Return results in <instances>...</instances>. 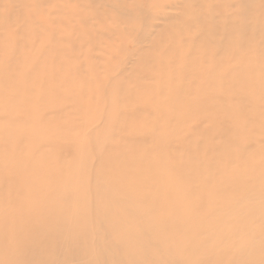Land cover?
I'll list each match as a JSON object with an SVG mask.
<instances>
[{
	"label": "bare ground",
	"instance_id": "bare-ground-1",
	"mask_svg": "<svg viewBox=\"0 0 264 264\" xmlns=\"http://www.w3.org/2000/svg\"><path fill=\"white\" fill-rule=\"evenodd\" d=\"M98 1L106 2L107 0H98ZM122 1L124 2L125 5L120 3ZM127 1L128 0H121V1L119 0L118 4L119 3L120 4L117 6H120V9L119 8L117 9L121 11H127L130 15L134 16V18L138 19L137 21H134V24H133L134 32L145 35V42L147 43V45H149L150 51L152 50L155 51L156 49L159 50L161 48V44L166 42V41H163L166 38L168 42V46H165L166 50H165V54H162L163 57L169 56L167 55L168 51L170 53L178 52V54L179 52H181V55L179 56L180 59L178 60L176 59L177 60L176 63L171 64L172 67L175 68V71H173V73H167L168 71H170L169 63L164 65V63L162 62L160 63V61L158 62V60H157L158 67L155 71H159V73L164 72V76L157 77L156 82H157V85L159 83L163 84L159 86L161 87V89L164 87L163 92H165V89H168V97L173 102L172 104H170L171 106L170 108L172 109L171 110L172 112L175 111V113L172 114V116L171 114L170 115L168 114L169 116H166L164 118V121H162L163 120L162 119L161 120L162 123L167 121V124L169 126V125H172V122L173 121L175 122L176 120L177 122L179 121L183 124L182 125L178 124L179 126L178 128L176 127V129H174L172 125L171 126L172 130L170 129V127H168L167 132H165V130H167L166 127H165L166 129L163 131V129H160L162 128V126H159V130H157L158 125H157V128L153 126V128L157 130L155 132L159 133V131L162 130L160 131L162 132V135L155 134L158 139L154 140V142H151V143L155 144L158 142L157 145H159V147H161L160 145L161 143L163 145V142L169 143L170 145L172 143H175V145L177 144L176 146L173 145L175 147L173 149L171 148L172 150L170 149L171 150L170 152H168L167 150L166 151L163 150L164 153L168 152L169 157L168 158L166 157V158L167 159L170 158V159H169V162L167 160L166 161L170 163V160H171V164L173 163L175 164L176 160L178 159H179V162H180V159L181 161H183L182 158H184L185 155L187 154L191 155V153H193V155L190 158H187L189 161L188 160L186 161L188 162H186L184 159L186 163H189V166H191V169L190 171L184 172L185 171L184 170L185 168H184L181 171L183 167L182 162H181V164H179L181 166V169L180 167L173 168L176 170L175 172L172 169V167H174L175 165L171 166V164H169L170 166H168V164H166V166L164 167V172L166 174L170 176L169 171H173L176 173L175 177L173 178H170L169 176L164 175L165 180L168 181L171 186L167 188H163V189L153 190L149 188V186L152 185L153 183H160L158 182V179H161L163 180L162 182H164L163 177H161V173H157L154 170L156 165L155 167L152 166L153 169H151L150 167L147 168L148 170L145 173V177L143 178L142 181L135 182L134 184H132L122 179H124L126 176L130 174V171H128V167L130 166L135 167L136 166L135 163L128 162L126 163V165L123 164L125 169L120 164L111 166V165H108V163L106 165L104 164V162L102 164L100 163V165H98L99 169L101 167H103V170L107 167L111 169L109 170V172H105V174H102L103 171L101 168L102 172H101L100 178L98 176V179H100L101 181H105V182L111 181L112 178L113 180L116 179L115 185L118 186V190L115 194L114 193L108 194L105 192V189L102 190L101 188H99L97 185L98 179H96V177L93 178L92 176H91V180H88L89 182L86 184V186L84 185V181L83 182L76 181L74 177H71L68 180H65L67 177L61 178V176L58 175V173H49L47 175L43 173H39L38 176L35 175L31 177L30 179L24 181V179H20V178H22L23 177L22 175L27 171V167L24 168L26 164L23 163V160L21 159V154L19 153V151L17 152L16 150H12V149H16L17 145L21 143L19 134L9 133V134H12L11 136H14L15 139L14 138L5 139L4 137L2 138L0 136V264H264V165L262 164L259 165V163H255L254 162L255 160H252V157H250L251 154L246 155L247 157L239 156L238 158H236L237 157L236 155L234 156L235 159H233L232 156L227 157L226 156L227 154H224L225 157L223 156L218 157L217 158L218 160L220 158H223L224 159L223 164L225 162L226 166H229V167L226 172H223L226 174L225 175L221 174L222 176H220L224 186H227L224 190L226 194L224 197H221L215 200L213 198L205 197L201 193L195 194V192H192V190H190L188 187L189 184H194L195 181H200L204 178V175L200 174V169H198L197 166L194 167L191 165L192 162L194 163L193 159L196 158L195 157L196 151L194 152L193 150L195 149L198 143L195 142L196 145L194 149L193 147L191 148L193 150L192 152L189 151L190 154L189 153L185 154L186 152L183 149H181V148H185V146H187L188 143L190 144L194 142L192 141V139L195 138V136H198V140H199L201 131L205 129L204 128L205 123H209L208 126H212L211 124H215L216 122L220 121V116L221 118L224 117L225 121H229V122H232L231 120L235 119L236 116H237L236 119L238 118L239 115L236 114L238 113L237 112L239 110L238 108H236L237 110L235 109L233 111L231 110L232 112H234L233 114H231L229 110L228 111L226 110L230 108V107L227 108L228 106L227 102L229 101H227L226 103L223 102L224 103L223 106L227 104V106H224V108H226L225 110L222 107V103L220 105L219 101L222 102V99L224 98V96H227L224 94L226 93L228 94V92H230V96H228L230 99L232 95L231 93L233 94L235 93V99H236V97L238 96L237 94H240V97H242L243 96L242 94H245V91L246 92L248 90L253 91L255 90L253 88H256L257 91H260V94H258V98L253 99V95L255 93L245 94V95H247V99L253 106L257 107V106H262V104H264V92H263L264 86L262 85L264 81L260 82L263 79L261 80L260 78L259 80L256 77H254L256 78V80H254L252 78L251 79L249 78V75H251L253 72L252 71L253 69L250 68L251 65H254L256 63L255 65L262 66L264 64L263 62L264 59L262 61L263 57L261 56L262 58H260V55H258L260 60L258 59L256 52H255L257 50L254 49L255 46L253 48L255 50L254 52L250 46L241 45L242 42L240 43L241 46L239 45L233 46V41H235L234 39L236 37L235 32H234V30L236 29H234V26L237 23H236V20H233L232 22H229V20H226L229 17L228 13L231 10V8H234V6H237L239 7V10L249 9V11L251 12L250 14L247 15L249 22L246 21L242 25L243 27L255 28V32H256V29L258 30L264 29V14L262 13V11L264 10V0H260L256 5H253V6L249 4L250 1H253V0H250V1L248 0L249 2L247 0H220V2L224 4L222 6L224 7L222 8L224 9V12L221 13L223 15L226 14L222 16L224 20L221 19L219 21L217 20L214 21V20L208 19L207 22L201 21L200 22L201 24H199L197 20L190 18L191 14L193 13L192 9H194L191 5L188 4V1L190 0H138L137 4H134L133 6L131 5L127 6L128 4ZM191 1H197V4H200V3L206 4V2L211 4V1L213 0H191ZM135 5L136 7H134ZM201 8H203V6H201ZM211 9L213 10V6H211ZM218 9L221 10L220 7ZM243 12L245 13V11ZM231 13L235 14L236 12L231 11ZM76 15L81 16L80 14H76ZM90 15L91 14H89V16ZM51 17H52L51 14L45 15V16L44 15L38 16L35 18V22L32 25H36V26L39 25L40 27L41 25L44 24V26H42L43 28L47 24H54L53 22L54 19H52ZM74 17L75 16H73V18ZM92 17L93 16L91 15V19ZM80 18L84 19L85 16L80 17ZM97 18H98L97 22L99 23L101 18H99V16H97ZM128 18H129V15H128ZM74 19H72V21L77 22L76 24H78L79 17L77 20H74ZM177 21H179V24L177 25V30L175 32H172V34H170L171 32H169V27ZM68 23L69 22H67V24L65 25H67L68 28H71L72 27L71 24H68ZM85 24L86 23H84V25ZM102 24L103 23H101V26ZM238 24L241 25V23L239 22ZM77 26H78V29H80L79 30L80 33L78 35L82 37L81 39L82 41L78 42L74 39L67 40L68 44L70 45H76V42L82 45L85 43V40H87L86 38H89V36L87 35L89 33V31L87 30L88 28L84 26L86 28L85 31H87L85 32L84 29L82 30L81 28H79V24ZM103 26L99 27V29L100 28L103 29L106 25L104 27ZM146 27L148 28L145 29ZM239 27L240 28L238 27L237 28L240 30L241 26ZM60 29H61V26H60ZM72 29L70 30L71 32H73ZM105 29L107 32L108 28L106 27L103 30ZM162 29H165L164 34L158 31ZM7 30H9V28H7ZM236 32L239 33V31H236ZM240 32L242 34L244 33V31H240ZM72 35L73 33L71 34V36ZM200 35L204 37H201ZM38 37H40V35ZM236 42L234 43L238 44ZM91 43H93V41ZM214 46H217V48H220L221 50L219 49L217 51V49H215L216 47ZM184 50H189V51L186 54H183ZM43 55L44 53H40L36 56L37 59L36 58L35 59L39 60L40 58H42ZM250 55H252L253 57L249 58ZM13 57L14 56L11 55V59ZM249 59L251 60V65L250 67L245 68L248 64H250ZM259 61L263 62L261 63L262 65L260 64ZM188 63H190V67L192 68V69L190 68L191 69L190 71L188 70V68H185L187 67L185 65H187ZM205 63L208 64V67L207 66L204 67L201 65V64L204 65ZM152 64H155V63H152ZM255 65L252 66V68H256ZM180 66H184V69H180ZM258 66H257V70H262L261 67L258 69ZM214 68H220V72L219 74H216L217 78L214 76V78L210 79V76L212 74L211 70H213ZM78 70H79V66H78ZM49 73H51V69H49L48 67L47 69L45 68L44 70H42L41 68L37 70L36 79H37V85L39 86H37L35 96L32 97L33 98L32 101L33 102L35 101L36 108H37L33 114V118H34L33 122L35 121V124L37 123L38 127L41 128L39 129V131H37L38 135L44 133L42 132L43 129L41 125H46L52 122L47 119L49 114H52V116L59 117L62 115H66V112L69 110V107H67L66 104L58 102L57 100L56 101L53 100L54 92L52 91V89L49 90L47 89L46 85H45L46 87L42 85V81H44L43 83H45L46 79L51 78V76L48 75ZM216 73H218V70ZM125 74H124V77H125ZM73 75L75 74L73 73ZM77 75H78V72H77ZM148 77H150V80L151 79L156 80V75L154 74L153 70L150 71V73H146L144 76V79L147 80L146 78ZM115 79H117L118 81H122V80H119L121 78H115ZM214 80H221V81H217V83L218 82L219 84L223 83L224 85L220 84L221 85L220 87L213 88L211 87L212 85L210 83H212ZM118 81L116 84L119 83ZM251 81H255V82L258 81V83H253ZM139 82H137L138 85L135 88L136 91L142 92L148 88L145 85L140 84ZM99 84L102 85L104 83L100 81ZM230 84L231 85L238 84V85H235V87L232 86L231 88L227 87ZM99 86L97 87L99 88ZM100 89L102 91L103 88H100ZM209 90L211 94L210 93L207 94ZM186 93L189 94L188 97L183 98L182 95L183 94L186 95ZM204 94H207V97L203 96ZM216 94H218V96ZM149 95L151 96V94ZM219 95H222L223 97L221 98V96ZM147 96L146 97H136V96L131 95L130 97L127 98V100H125L127 101L126 104L128 103V105L125 104L126 105L125 108H127V111L129 113L127 111L126 112L128 115L129 114L131 115V118H128V121H126V119L124 120L123 118L119 121V123L121 124V129L125 130V127H126L125 125H127V123H130L129 126H131L132 124L137 125V123H139V121L137 122V119L139 120V118L136 119V117L140 113V110H147L148 108L149 110L153 109L154 112L161 110L162 106L164 105L162 104L161 101H159L157 104H153V101L155 100L153 98L154 97L156 98L157 96H154L153 98L152 97L149 98V96L148 97ZM193 96L194 98L191 99L190 97H193ZM115 97L112 98L113 102L116 101ZM165 97H163V102H165L164 101ZM212 97L220 98L218 101V104L220 105L219 108L222 107V109L220 110H222V112L225 111L224 116H223V113L219 110H218L219 112L216 113V109L215 110L211 109V111L207 109L211 107V102H209L210 100H208V98L212 99ZM225 98L227 99V97ZM245 98L246 97L243 96V98L241 99L242 100L244 99L245 101L246 100ZM86 99L88 98L86 97ZM226 99L223 101H226ZM239 99H236V100H239ZM63 100H67V98H64ZM106 100L107 98L104 99V102H106ZM236 100H235V103L237 104L238 102ZM248 100L245 101V104H246L245 106L250 105L248 103ZM244 101H241V102H244ZM72 103H75V102L72 100L71 104ZM229 103H232V102H229ZM78 104H81L82 106V104H85V103L83 102V100L80 101L78 99L77 105ZM243 105L241 104L239 105V107ZM5 106H7V104ZM113 106H116V105H113ZM250 106H247V107L249 108ZM253 106H251L250 108H252ZM203 107L204 108L207 107V108L202 109ZM232 107H233V103H232ZM247 107L245 108L243 106V108L242 107L241 108L242 109L245 108V112H246ZM257 108L260 111H262L260 107H257ZM114 109L117 110L115 107L113 108V110L111 108L112 111H115ZM124 110L126 109H123V111ZM257 110H256V115L253 112L254 111L253 108L251 111L252 113L250 112L252 115L251 117H253L252 122H251L252 118L251 120L248 119L249 116L246 118H247V121L250 120L249 121L250 123H254L256 121V124H253V125L258 126L260 124L259 125L260 130L258 129L257 126H255L257 127L255 129L256 131L255 130L253 131L257 133V130H258L259 134H262V133L264 134V129H263L264 128V114L263 112L258 114ZM199 111H201L202 113ZM226 111H227V114L228 113L230 114L229 116H231L232 119L229 116H226L227 115ZM126 112H124L125 114H123V116H127ZM151 112H148L146 114H149ZM154 112L152 113L154 114ZM3 113H5V111ZM3 113L1 115H3ZM7 113L5 115H7ZM16 113L18 114L16 115ZM16 113L12 114L18 117L17 118L15 116L16 117L15 119H21V117L23 116L24 118H26L27 116L25 117V115H28V112L23 113V112L16 111ZM104 113L105 112H103V114ZM114 113L116 114V111ZM220 113H222V115H220ZM103 114H102V117L100 116L101 118L104 117ZM247 114H249V112H247ZM158 115L161 116V113L158 112ZM111 116H112V112L110 116H108L110 117V119H112V120L109 119V122L111 121L114 122L112 118L113 116L112 117ZM242 116H239L238 119H241L240 117ZM56 117H54V119L56 120V122H59V127L57 123V127L54 126L56 124H52V126L54 127L53 129L51 128L50 130L45 129L46 135H47L46 138L48 141H52L56 143V146H60V145L62 146L64 142L62 143V141L60 140L62 139L61 136L63 133H61L58 129H65L66 131L68 129L76 130V127L74 128L73 126V124H76L75 123L76 119H74L73 122H70L68 120L66 122L67 124L60 125L63 122L62 120ZM228 117L230 120H227ZM81 118H82V115H81ZM11 119L13 120L12 117ZM159 119L160 118L158 117V121ZM224 119H222L221 121L225 124V122L223 121ZM243 119L245 120V118ZM46 120L49 122L47 123ZM130 120H133V122L136 121V123H131ZM189 121H190V124H189ZM100 122H102L101 119L99 120V123ZM109 122L108 124L110 125ZM147 122L149 123V121ZM99 123H97V125ZM227 123L228 122H226V124ZM150 124L151 122L148 125L150 126ZM167 124L164 123V125H167ZM202 124H204L202 126L203 129L200 127L201 129L200 131L199 126H201ZM232 124L234 123H228V126L231 127L232 131H240V127L238 126L233 127ZM84 125H85L84 131H87L93 128L91 129V131L93 132L99 126L98 125L97 127H95L94 125H96V123L95 124L88 123L87 121L85 122ZM141 125L140 126L138 125L135 130H134V126H133V129L131 130L126 129V131H128L127 134L125 136H121L120 138H118L119 137L118 136L119 132H118L117 138H112L110 136L111 140H109L110 138H106L103 136L104 133L101 132V129L100 131H96V132H98L97 136L103 133L102 138L100 137L101 139H103L104 137L108 140V142L114 141L112 145L110 144L111 145L110 148H112L113 150L114 148L121 149L120 147L118 148L116 147L118 145L121 146L122 141H130V140L137 139V140H142L147 143L148 135L145 134L146 136H142L143 135L142 133H145V131L139 132L140 129H146L147 126H144V125L141 126ZM249 125L251 124L247 125L246 123V126H249ZM261 125L263 126V128H261ZM213 126L215 127L216 125H213ZM108 129H111V127L109 126L107 130ZM211 129L214 130V128H211ZM148 130H153V129L149 128ZM215 130H216V127H215ZM99 132L101 133L99 134ZM122 132H120V134ZM214 132H212V134ZM123 133H126V132H123ZM152 133L154 134V132L151 131L150 135ZM204 133H205L204 135L202 134L204 136V139L202 138L203 141L205 140V136H206V140L207 139L208 140L207 141L205 140V142H207L205 144L209 146L208 143H210V148L213 149V147H211L212 146L211 140H213L214 137H212L211 136L212 134H211L210 136L212 137V139H210L209 135H207L208 133L207 134L206 132ZM84 134L86 135L87 132ZM224 134H226V131L224 132ZM90 135H91V132H90ZM104 135H107V134H104ZM108 136L109 135H107V137ZM216 136H219V135L216 134ZM226 136H229V135L226 134ZM248 136H251V135H248ZM156 137H154V139ZM161 137L163 138V140L161 143H159L158 140H161ZM253 137L256 141L257 136L256 137L253 136ZM87 138L84 140L88 141V139H91V137L88 139ZM96 138H95V141H98L96 140ZM151 138L153 140V137ZM218 138L216 137V139ZM232 138L235 139L234 137ZM260 138L262 137L259 136V139ZM30 139L31 140L34 139V136H32ZM106 139H103V140H106ZM254 139L252 140L254 141ZM259 139L257 138V140ZM70 140L71 139H68L69 142ZM107 140L105 143H107ZM223 140L228 141L226 137ZM101 141H98V142H101ZM221 141L220 143H222ZM230 141L232 142V140ZM263 141L264 140H260L259 144L260 142L264 143ZM43 142L45 141L43 140ZM98 142H95V143H98ZM201 143H203L202 140H201ZM46 144H50V143L48 142ZM70 144H68L67 146H69ZM73 144H75L74 141H73ZM87 144L89 145V142H87ZM101 144L99 143L98 146L95 144L96 146L95 145L94 146L95 148L97 147L96 149H98V147L99 148L102 147ZM136 144L137 142H135V146ZM203 144H201L203 148L204 146L207 147V145H203ZM212 144L214 146V143ZM7 145H12L13 147H11L10 149L6 148V150L3 152V149ZM99 145H101V147ZM108 145L103 146L101 151L104 152L103 149ZM229 145L234 146L235 142H234V145L233 144H229ZM263 145L264 144H262L261 146ZM222 146H220L221 147L220 149L225 150L224 148H226L228 145L226 147L225 145L223 147ZM232 146H228V147L232 148ZM255 146H256V143L249 146L248 149L254 148V150L257 151V148H258V151L260 153H264V147H260L258 145V147L256 148ZM162 147H164V145ZM64 148H66V146L64 147V144H63V148L61 149H64ZM143 148L145 147L143 146ZM147 148L148 147L145 148L146 151L150 150ZM127 149L128 148L126 147V150ZM166 149H169V148H166ZM68 150H70V146ZM68 150H65V151L68 153ZM129 150H131V152L132 151L136 152L134 151V149L132 150V148L128 149V151L126 152V154L128 155L130 152ZM178 150H180L178 152L179 154L181 152V154L184 153L185 155L182 156L180 154V156L177 158L175 153ZM204 150L205 148L203 149V151ZM54 151L52 150V152ZM62 151L64 152V150H61V153ZM106 151H108V149ZM143 151L145 152L144 149ZM245 151H248V150H245ZM199 152H202V151H199ZM206 152L208 153L207 150L204 151V156ZM253 152L254 151H252L251 153ZM116 153H117V150H116ZM164 153H163V158L165 157L164 155L166 156L168 155ZM246 153H249V152H246ZM68 154L65 153V156L66 155L68 156ZM160 154L161 153H159V156L161 157L162 155ZM210 154H211V151L210 153H208L209 158H211L212 156V154L211 156ZM93 155H96V154H93ZM47 157L49 156L43 155L41 157H37L36 154L33 153L32 155L28 156L27 160L30 163H34L36 159H38L41 161V163L39 164H43V163H46ZM205 158L203 159L207 160L208 162L209 159L207 158L205 159ZM204 160L202 163H204ZM179 162H177V166ZM183 165H185L184 162H183ZM217 165H218V162H217ZM186 166L188 168V164ZM93 167L94 166H92L91 169ZM201 167L203 168L204 166L201 165ZM249 167L252 169H248ZM86 171H88L86 166L84 167L81 166L77 169V172L79 174L85 173ZM92 171L93 170H90L89 173H91ZM211 179L212 178H209L208 180H211ZM72 180H74L73 182L74 185L81 183L82 184L81 188L73 190V189H68V187L63 186V185L62 186L57 185V183H61V181L69 182ZM105 182L103 184H105ZM133 185L136 186V190L130 189V187H134ZM209 185L211 186V184ZM39 186H43V188L45 189V192L39 193L38 191H36L35 194H31L32 189L37 188ZM84 188H86L89 194L91 193L94 194L95 200H96V196H100L101 199L99 203L93 202V200L92 202L90 201V203L88 204L84 203L83 199L81 200V197L84 195V191H83ZM119 188H122V189H119ZM212 192L213 193L219 192V189L213 188ZM91 197L92 196H90V200H91ZM128 197L130 199H127ZM49 198H52V199L48 200ZM61 200H64V201L74 200V202L76 203L73 206L67 207L63 204L62 205L59 204V201ZM79 200L83 202L82 203L84 204L83 208H82V204L80 205ZM121 202H125V204H121ZM107 203H109L111 207H107V208L104 207L103 204H107ZM186 203H188L189 205L187 206ZM139 204L142 205L143 207L146 206L148 211L143 212L142 210L137 209L136 206ZM209 205L211 206L219 205L222 208L219 211H210L212 208L211 207L208 211L203 212L202 211L203 207H206ZM114 206H116V208L112 210ZM56 212H58V216L54 217V214H56ZM115 219H121V221H119L118 223H115V225H112L111 227H108L107 223H111ZM131 219H136L139 222L144 221L142 231L136 229L135 226L130 223ZM153 219L155 221L152 222ZM147 220L150 221V223H147ZM145 224H147L148 226L145 227ZM53 226H54V229H53ZM211 241L214 243V245L207 246V244Z\"/></svg>",
	"mask_w": 264,
	"mask_h": 264
},
{
	"label": "rangeland",
	"instance_id": "rangeland-1",
	"mask_svg": "<svg viewBox=\"0 0 264 264\" xmlns=\"http://www.w3.org/2000/svg\"><path fill=\"white\" fill-rule=\"evenodd\" d=\"M118 1L119 0H107L106 2H101L98 0H68V1L67 0H0V110H1L0 111V136L2 138L4 137L5 139H11V138L15 139V137L11 136L12 134H9V133L19 134V138L21 139V143L19 145H17L16 149H12V150H16L17 152L19 151V153L21 154V159L23 160V163L26 164L24 168L27 167V171L25 170L26 172L22 175L23 177L20 179H24V181H26L35 175L38 176L39 173H43L45 175H47L49 173H58V175H60L61 178L67 177L65 180H68L69 178L74 177L76 179V181H80V182L84 181V185L86 186V184L89 182L88 180H91V176L93 178L96 177V179H98V176L100 178L102 171H103L102 174H105V172H109V170L111 169V168L107 167L103 170V167H101L102 168V171H101V168L99 169V167H98V165H100V163L102 164L104 162L105 165L108 163V165H111V166L120 164L124 168L123 164L126 165V163L131 162V163H135L136 166L135 167H133V166L128 167V171H130V174L122 180H125L126 182H130L132 184H134L135 182H140L145 177V173L148 170L147 168L150 167L151 169H153L152 166L155 167V165H156L154 170L157 173H161V177H163L164 182H162L163 180L158 179V182H160V183H153L152 185L149 186V188H151L153 190H158V189H163V188H167V187L171 186L169 184V182L166 181L164 178V175L169 176L168 174H166L164 172V167L166 166V164H168V166H170L169 164H171V160H170V163H168L170 158L167 159L169 157L168 152H170L177 144L175 145V143H172L170 145L169 143L163 142L164 147H162L163 146L161 143L163 140L162 137H161V140H158L159 143H161L160 144L161 147H159V145H157L158 142L155 143L156 145L151 143V142H154V140L158 139L155 134L162 135V132H160L162 130H160L159 133L155 132V131L159 130V126H162V128H160V129H163V131L167 128V130H165V132H167L168 127H170V129L172 130L171 126L173 125V128L176 129V127L178 128V126H179L178 124L182 125L183 123H181L179 121H178L179 122L178 123L176 120H175V122L173 121L174 123L172 122V125H169V126L167 124V121L164 122L167 125H164V123H162V121H164V118L166 116H169L170 114L172 116V114H174L175 111L173 110L174 112H172L171 111L172 109L170 108L171 107L170 104H172L173 102L168 97V89H165V92H163L164 87L162 89H161V87H159L160 85H163V84L159 83L157 85V82H156L157 77H163L164 76V72L159 73V71H155V70L157 69L158 62L160 61V63L162 62V63H164V65L169 63L170 64L169 65L170 71H168L167 73H173V71H175V68H173L171 64L176 63V61L178 59H180L179 56L181 55V52H179V54H178V52L170 53L168 51L167 55H169V56L163 57L162 54H165V50H166L165 46H168V42H167L166 38L163 40L166 42L161 44V48L159 50L156 49L155 51L154 50L150 51L149 45H147V43L145 42V35L144 34H138V33L134 32L133 24H134V21H137L138 19L134 18V16L130 15L127 11L119 10L120 6H117V5H119L120 3L124 4V2L122 1L123 3L120 2L118 4ZM137 1L138 0H130V1L128 0L127 6H130V5L133 6L134 4H137ZM259 1L260 0H253V1H250L249 4H251V6H253V5H256ZM188 4L194 8V9H192L193 13L191 14L190 18L197 20V22L199 24H201L200 23L201 21L207 22L208 19L214 20V21L215 20L219 21V20L223 19L222 16L226 15V14H224V15L221 14L224 12V9H222V8H224V7H222L224 4L222 2H220V0L219 1L213 0V1H211V4H209L208 2H206V4H202V3L197 4V1H191L190 0V1H188ZM201 6H203V8H201ZM211 6H213V10L211 9ZM134 7H136V5ZM219 7L221 10L218 9ZM117 8H119V9H117ZM240 10L242 11L243 9H240ZM240 10H239V7L234 6V8H231V10L229 11V13H228L229 17L226 19V20H229V22L236 20L237 24H238V22L241 23V25L236 24L238 28H240L239 26H241L240 30L236 27V25L234 26V29H236V30H234V29L233 30L235 32L236 37L234 39L235 41H233V46L247 45V46H250L252 49L255 46L254 49L257 51H255L253 49V52L254 51L256 52L257 57H258V55H260V58L263 57L262 58V61H263V59H264V48H263L264 47V29H259V30L256 29V32H255V28L243 27L242 25L246 21L249 22L247 15L250 14L251 12L249 11V9L243 10V11H245V13L242 11L244 13L243 14ZM231 11L232 12L235 11L236 13L232 14ZM262 13L264 14V10L262 11ZM50 14L52 15L51 18L54 19L53 20L54 24H47L43 28H42V26H44V24L41 25L40 27H39V25L38 26L32 25L35 22L36 17L41 16V15L42 16L43 15L44 16L50 15ZM76 14H80L81 16H79V15L77 16ZM89 14H91L93 16L92 19H91V15L89 16ZM127 14L129 15V18H128ZM177 15H179V14H177ZM73 16H75L74 17L75 19L73 18ZM83 16H85V18H84L85 20L83 18L82 19L80 18ZM97 16H99V18L102 19V20L100 19L101 22L99 21L100 24L97 22L98 21ZM69 17H71V18H69ZM78 17H79V19H78ZM239 18H241V19H239ZM72 19H74V20L78 19L79 28H81L82 30L84 29V31H85L86 28H88L87 30L89 31V33L87 35L89 36V38H86L87 40H85V43L82 45H80L77 42H76V45L68 44L67 40H70V39L71 40L74 39L78 42L82 41L81 40L82 37L80 35H78L80 33V31H79L80 29H78V26H77L78 24H76L77 22L72 21ZM95 20L97 23L95 22ZM65 21H66V23H65ZM67 22H69L68 24H71L73 29H72V27L68 28L67 25H65V24H67ZM73 23H74V25H73ZM84 23H86L87 25L86 24L84 25ZM101 23H103L102 26L106 25L105 27L104 26L103 27L108 28L107 32H106V29L103 30L104 28L99 29V27H102ZM88 24L91 26H89ZM178 24H179V21L173 23L169 27V32H171L170 34H172V32H175L177 30ZM60 26H61V29H60ZM7 28H9V30H7ZM147 28L148 27H146L145 29H147ZM71 29L73 32L70 31ZM111 31H112V33H111ZM158 31H160L164 34L165 29L158 30ZM236 31H239V33ZM240 31H244V33L242 34ZM85 32H87V31H85ZM108 32H110V33H108ZM254 32H255V34H254ZM72 33H73V35L71 36ZM75 33H77V34H75ZM155 34H157V33H155ZM39 35H40V37H38ZM75 36H76V38H75ZM109 36H111L112 39ZM201 37H204V36H201ZM40 38H42V39H40ZM92 41H93V43H91ZM234 42H236L238 44H235ZM240 43H241V45H240ZM214 47H216L215 49H217V51L220 49V48H217V46H214ZM261 48H262V50H261ZM188 51L189 50H184L183 54H186ZM40 53H44V55L39 60H36L37 59L36 56ZM11 55L14 56L13 57L14 59L13 58L11 59ZM55 56H57V57H55ZM253 56H254V54H253ZM253 56L250 55L249 58L250 57L252 58ZM258 59H259V57H258ZM157 60H158V62H157ZM249 62H250V64H248L249 66L247 65L245 68L250 67L251 60ZM253 62H254V60H253ZM263 62H260V64ZM37 63H39L40 65ZM152 63H155V64H152ZM201 65L204 67H206V66L208 67L207 63H205L204 65L203 64H201ZM254 65H251V67H250L251 69H253L252 70L253 72L251 75H249V78L250 79L252 78L254 80H256V78L260 80V78H261V80L262 79L263 80L260 82H263L264 81V70H263L264 64L263 65L261 64L262 66L255 65L256 68H252V66H254ZM78 66H79V70H78ZM185 66H187L185 68H188L189 71L192 69L190 67V63H188ZM257 66H258V69L261 67V69L263 71L257 70ZM47 67L49 69H51V73L48 74L49 76H51V78L46 79L45 83H43L44 81H42V85H44V87L47 86V89H49V90L52 89V91L54 92L53 100L54 101L57 100L58 102L66 104L67 107H69V110L66 112V115H62L59 117L52 116V114H49L47 119L49 121H52V122L48 123L49 121L46 120V122L48 124L41 125V127L43 129L42 132H44V133L38 135L37 131H39V129H41V128L38 127L37 123H36L37 125L35 124V121L33 122V119H34L33 114L37 108H36L35 101L34 102L32 101V99H33L32 97L35 96L37 86H39V85H37V79H36L37 78L36 77L37 70L39 68L44 70L45 68L47 69ZM180 69H184V66H180ZM152 70H153L154 74L156 75V80L155 79L150 80V77L146 78L147 80H145L144 79L145 74L150 73V71H152ZM213 70H211L212 71L211 76L209 75L210 79L214 78V76L217 78L216 74H219V72H220V68H214ZM217 70H218V73H216ZM77 72H78V75H77ZM125 72H126V74H125ZM73 73L75 75H73ZM123 73L125 74V77H124ZM122 74H123V76H122ZM254 77H256V78H254ZM115 78H121L119 80H122V81H118ZM100 81L102 83H104V84H102L103 87L101 84H99ZM117 81L119 82L118 83L119 85L116 84ZM217 81H221V80H214L212 83H210L212 85L211 87H213V88L214 87H220L223 84V83H220L221 84L220 85L219 82L217 83ZM120 82H121V84H120ZM137 82L148 87L147 89H145L146 91L145 90L142 92L136 91L135 88L138 85ZM251 82L258 83V81H256V82L251 81ZM178 84H179V82H178ZM181 84H183V83H181ZM235 85H238V84H232V85L230 84L227 87L231 88L232 86L235 87ZM262 85L264 86V83H262ZM97 86H99V88ZM15 88H17V89H15ZM100 88H103L102 91ZM253 89H255V90H253L255 92H253L252 90H251L252 92L250 90H248L247 91L248 93L245 91V94H251V93L254 94L255 93L253 95V99H256V98H258V94H260V91H257L256 88H253ZM257 92H259V93H257ZM263 92H264V90H263ZM263 92H261V93H263ZM209 93L211 94L210 90L208 91L207 94H209ZM149 94H151V96ZM152 94H154V95H152ZM207 94H204L203 96L207 97ZM231 94L232 95H231L230 99L228 97V96H230V92H228V94L227 93L224 94L227 96H224V98L222 99V102L219 101L220 98H215L216 95L218 96V94H216L215 97H212V99L208 98V100H210L209 102H211V107L210 108H207V107L204 108L203 107L202 109L207 108V109H209V111H211V109H213V110L216 109V113H217L219 111L222 112V110H220V109H222V107L224 108V106H227V104H228L227 108L228 107H230V108L229 109L224 108V110L225 109L227 111L229 110L231 112V114H233L234 112H232V111L234 109L237 110L236 108H238L239 110L237 112L239 113L242 111L241 113H243L245 115H243L241 113H239V114L236 112L235 113L239 116L243 115L242 117L245 118V120L242 117H240L241 119H238L239 116L236 119V117H237L236 116L235 119H233L234 121L231 120L232 122L225 121V119L223 117L225 115L224 114L225 111H223L222 112L223 118H221V116H220V121L216 122L215 124H211L212 126H208L209 123H205V125L202 124L201 126H199V129H200V127L203 129L202 126L204 125L205 129L202 131L200 129L201 135L202 134L204 135L205 134L204 132H206V134L208 133L207 135H209L210 139H212V137H214V139H216V137L218 138L220 136L222 138L224 137L223 139H225V137H226L228 139V141L232 140V142L231 141L228 142L227 140H223L220 137L216 140L213 139V140H211V142L214 143V146L211 143V145H212L211 147H213V149H212V148H210V143H208L209 146L207 144H205V143H207V142H205L206 136H205V140L203 141L204 136L200 135L201 138L199 136V140H198V136H195V138L192 139V141H194V142H192L193 145H192V143H190V144L188 143L189 145L187 144V146H185V148H181L186 152L185 154H187V153H189V151L192 152L196 143H198L195 147L196 150L195 149L193 150L194 152L196 151V155H195L196 158L193 159L194 163L192 162L191 165L194 167L197 166L198 169H200V174L204 175V178L200 181H195L194 184H189L191 186L188 185V187L190 190H192V192H195V194L201 193L205 197L213 198L215 200L218 198L224 197L226 194L224 190L227 186H224L220 176H222L221 174L225 175L226 173H223V172H226L228 167H229V166H226L225 162L223 164V161H224L223 158H220L218 160L217 159L218 157H222V156L225 157L224 154H227L226 155L227 157L232 156V158L235 159L234 156H236V155H237L236 158H238L239 156H246V155L251 154L250 157H252V160H255L254 161L255 163H259V165L260 164L264 165V156H263L264 153H260L258 151V148H257L258 145L260 147H264V145L261 146L264 143L260 142V144H259L260 140H264V138H263L264 134L263 133L259 134L258 130H257V133L255 132L256 131L255 129L257 127L260 130V127H259L260 124L257 126V125H253V124H256V121L254 123L249 122L251 120V118H252L251 122L253 121V117H251L252 116L251 115L252 108L254 110L253 112L255 115H256V110L258 109L257 107H260V109H262V111H260L259 109L257 110L258 114L262 113V112L264 114V104H262V106H257V107L253 106V105H251V103L247 99V95L242 94L244 97H246L245 101L248 100V103L251 106H253L252 108H250L251 106L247 105V106H250L248 108L247 106H245L246 104H245L244 99L243 100L241 99V98H243L242 95H241L242 97H240V94H237L239 97L237 96L238 98L236 97V99L240 98L239 99L240 101H239V100L235 99V93L234 94L231 93ZM112 95H113V97L116 96L115 97L116 101H114V102L112 100V98H113ZM131 95L136 96V97H146L148 95L149 98L150 97L153 98L154 96H157L156 98L155 97L153 98V99H155L153 101V104H157L159 101H161L162 104H164V105L161 108L162 111L159 110V111L154 112L153 109L149 110V108L147 109L148 111L147 110H140V113L136 117V119L139 118V120L137 119V122L139 121V123H137V125L132 124L131 126H129L130 123H127V125H125L126 127L124 126L125 130H123V129H121V124L119 123V121L122 118L124 120L126 119V121H128V118H131V115L127 114V112H128L127 108H125V106L128 105V103L126 104L127 101H125V100H127V98L130 97ZM188 95L189 94L186 93V95L183 94L182 96H183V98H187ZM199 95H200V93H199ZM162 96L163 97L166 96L164 98L165 102H163ZM219 96H221V98L223 97L222 95H219ZM86 97L88 99H86ZM225 97H227V99ZM233 97H234V99H233ZM64 98H67V100H63ZM106 98H107V100H106V102H104V99H106ZM190 98L193 99L194 96L190 97ZM78 99L80 101L83 100V102L85 104H82V106H81V104L77 105ZM225 99H226V101H223ZM72 100L75 103L71 104ZM235 100L238 102L237 104L235 103ZM218 101L220 102V105L222 103L221 108H219L220 105L218 104ZM227 101L232 102L233 107H232V103H229ZM241 101H244V102H241ZM223 102H225V103L227 102V104H225L223 106V104H224ZM96 103H98V104H96ZM6 104H7V106H5ZM215 104H217V105H215ZM238 104L239 105L244 104L243 106L245 108L247 107V109H249V110L246 109V112H245V108L242 109L243 106L239 107ZM113 105H116V106H113ZM164 106H165V108H164ZM103 107H104V109H103ZM114 107L117 109V110L114 109L116 111V114L114 113L115 111H112ZM111 108H112V110H111ZM123 109H126V110L123 111ZM243 110L245 113L243 112ZM2 111L3 112L5 111V113H3ZM16 111L23 112V113L28 112V115H25V117L27 116L26 118H24V116H23V117H21V119H15L17 117L16 115L18 114V113H16ZM110 111L112 112L113 117L112 116L111 117L113 118L114 122H112V121L109 122L110 117H108V116H110V114H111ZM151 111L154 112V114ZM227 111H226V114H227ZM1 112L3 113V115H1L2 114ZM103 112H105V113L103 114ZM124 112H126L127 116H123V114H125ZM148 112H151L152 114L151 113H149L150 115L146 114ZM158 112L161 113V116L158 115ZM199 112H201V111H199ZM247 112H249V114H247ZM6 113H7V115H5ZM13 113L14 114L16 113V115H12ZM222 113H220V115H222ZM102 114L104 116L103 118H101ZM258 114H257V116H258ZM81 115H82L83 120L81 118ZM155 115H156V117H155ZM229 115L230 114L228 113L226 116H229ZM248 116H249L248 119H250V120L247 121L246 117H248ZM11 117L13 118V120L11 119ZM52 117H53V119H52ZM54 117L62 120L63 123L60 125L67 124L66 122L68 120L70 122H73L74 119H76L75 120L76 124H73L74 128L76 127V130L68 129L66 131L65 129H58L61 133H63L61 136L62 139L60 141H62V143L64 142L63 143L64 147L66 146V148H64V149H61V148H63V144H62V146L60 145L61 147L56 146V143H54L52 141H48L46 138L47 135H46L45 129H49V130H50V128L53 129L54 127L52 126V124H56L54 126L57 127V123H58V127H59V122H56ZM148 117H149V119H148ZM158 117L160 118L159 121H158ZM229 117L231 118V116H229ZM229 117L227 120H230ZM140 118L141 119L143 118V119L141 120ZM225 118H227V117H225ZM100 119L102 122L99 123ZM146 119H147V121H149V123L151 122L150 126L148 125L149 123L146 121ZM222 119H224L223 121L225 122V124L221 121ZM110 120H112V119H110ZM133 120H130L131 123H136V121L133 122ZM236 120H238V121H236ZM86 121L88 123H93V124L96 123V125H94V126L97 127L99 125L98 126L99 129L97 127V129L94 132L91 131V129H93V128H91L89 130L86 129L87 131H84L85 130L84 124ZM153 121H155V122H153ZM108 122L110 123V125L108 124ZM176 122H177V124H176ZM226 122L234 123L235 125L232 124V126L233 127L234 126L240 127V131H232L231 127H229L228 123L226 124ZM97 123H99V124L97 125ZM141 123H142V125L147 126L146 129H140V131H139V132L145 131V133H142L143 134L142 136H146L145 134L148 135L147 143L142 141V140L135 139V140H130V141H122L121 143L123 146L120 144L121 146L118 145L116 147V148L120 147L121 149H115L114 148V150H115L114 151L112 148H110V146L113 144L114 141L108 142V140L106 138H110L109 140H111V137L117 138L118 132H119L118 138H120L121 136H125L128 132V131H126V129L131 130V129H133V126H134V130H135L138 125L139 126L141 125ZM246 123H247V125L251 124V125H249L250 127L246 126ZM125 124H126V122H125ZM189 124H190V121H189ZM157 125H158V128H157ZM213 125H216L215 126L216 130H215V127ZM94 126H92V127H94ZM102 126H103V128H102ZM104 126H106V127H104ZM107 126L108 127L110 126L111 129L107 130V128H108ZM153 126L155 128H157V130L155 128H153ZM163 126H164V128H163ZM252 126H254V127H252ZM255 126H257V127H255ZM119 127H120V129H119ZM149 128H151L153 130H148ZM211 128H214V130H212ZM261 128H263L262 125H261ZM100 129H101V132H103L104 134H107L109 136L107 137V135H104L101 132H99V134L101 133V135L97 136L98 132H96V131H100ZM223 129H225V130H223ZM251 129H252V131L253 130H255V131L252 132ZM89 131L91 132V135H90ZM122 131L126 132V133H123ZM151 131L154 132V134L153 133L151 134L152 136L150 135ZM225 131H226V134H228L229 136H226V134H224ZM86 132H87L86 135H88V136L90 135L89 137L84 134ZM88 132H89V134H88ZM115 132H117V133H115ZM120 132H122L123 134L122 133L120 134ZM212 132H214V133L212 134ZM229 132H231L232 134ZM102 134L104 137H106V138L103 137V139H106L107 143H105L106 140L101 139ZM216 134H218L219 136H216ZM248 135H251V136H248ZM32 136H34V139L31 140L30 138ZM253 136H255V137L257 136L258 139H259V136H261L262 138H260L259 140H257V138H256V141H255ZM87 137L88 138L91 137V139H88ZM151 137H153V140ZM154 137H156V138L154 139ZM229 137H231V138H229ZM232 137H234L235 139H233ZM44 138H46V139H44ZM64 138H65V140H64ZM86 138L88 139V141L84 140ZM95 138L98 141L103 140L104 143H103V141H101V142L95 141ZM68 139H71L70 140V142L72 141L71 144L68 141ZM200 139L202 140V142L204 144L201 143ZM252 139H254L255 142ZM43 140L45 142H43ZM46 140L50 144H46V143H48ZM251 140H252V142H251ZM57 141H59V140H57ZM73 141L75 144H73ZM220 141L224 144L220 143ZM87 142H89V145L87 144ZM93 142L94 143L98 142V143H95L97 146L99 143L100 144L102 143L101 144L102 147H101V145H99L101 148L98 147V149H96L97 147L95 148L96 145ZM135 142H137L136 146H135ZM225 142H226V144H225ZM234 142H235V145H234ZM66 143L70 144L69 145L70 150H68L69 146H67L68 144H66ZM255 143H256L255 147L257 148V151L254 150V148L248 149L249 146H251ZM84 144H86V145H84ZM201 144L207 145V147L204 146V148H205L204 151L207 150L208 153H210V151H211L212 156L213 155L214 156L212 157L210 154L211 158H209L207 152L205 153V156H204V151H203L204 148ZM229 144H233L234 146L229 145ZM48 145H50L52 147H50ZM105 145H108V146H106L103 149L104 152H102L101 150H102L103 146H105ZM173 145H175V146H173ZM219 145L220 146L225 145V147L228 145V146H232V148L227 146L226 148H224L225 150H222V149H220L221 147ZM143 146L145 148L148 147L147 149H150L151 151L152 150L153 151L152 152L150 150L146 151V149L143 148ZM11 147H13V146L12 145L5 146V148L3 149V152L6 150V148L10 149ZM126 147L128 149L132 148V150L134 149V151H136V152L132 151L133 152L132 153L131 150H129L130 152L128 155V154H126V152L128 151V149L126 150ZM192 147H193V149H191ZM201 147H202V149H201ZM59 148L61 150H64V152L62 151V153H61V150ZM141 148H143L145 150V152ZM166 148H169V149H166ZM107 149H108V151H106ZM137 149L139 152L137 151ZM52 150L53 151L55 150L57 152H55V151L52 152ZM65 150H68V153L70 155ZM116 150H117V153H116ZM163 150L168 151V152H165L168 155L167 156L164 155L165 156L164 158H163V153H164ZM183 150H181V151H183ZM245 150H248V151H245ZM179 151L180 150L176 151V153H175L177 158L181 154V152H180V154L178 153ZM199 151H202V152H199ZM252 151H254L253 152L254 154H256V153L257 154L254 155L253 153H251ZM246 152H249V153H246ZM33 153H35L37 157H41L43 155H46V156H49L50 158L47 157L46 163H43V164H39V163H41V161L38 159H36V161L34 163H30L27 160V158H28V156L32 155ZM59 153L61 156L59 155ZM65 153L68 154V156L67 155L65 156ZM111 153H113V154H111ZM159 153H161L160 154V155H162L161 157L159 156ZM93 154H96V155H93ZM185 154L183 153L181 155L183 156ZM156 155H158V156H156ZM192 155H193V153H191V155H188V154L185 155V157L182 158L183 161H181V159H180V162H179V159L176 160L175 164L174 163L171 164V166L175 165L174 167H172V169L173 168H179V167L181 169V166L179 164H181V162H182L183 167H182L181 171L184 168H185L184 172L190 171L191 166H189V163H186V162L189 161L187 158H190ZM64 156H65V158H64ZM205 157L206 158L208 157L207 158V159H209L208 162H207V160L203 159ZM184 159H185V161L186 160H188V161L185 162ZM213 159H214V161H213ZM94 160H95V162H94ZM107 160H109L110 162ZM203 160H204V163H202ZM177 162H179L178 166H177ZM183 162L185 165H183ZM217 162H218V165H217ZM215 163H216V165H215ZM187 164H188V168L186 166ZM80 165L83 167L86 166L88 171H86L85 173L79 174L77 172V169L79 167H81ZM90 165H91V167L92 166H94V167L91 169ZM201 165L204 167L202 168ZM219 165H221V166H219ZM211 166H213V167H211ZM250 167H251V165H250ZM250 167L248 169H252ZM159 168H161V169H159ZM201 168H202V170H201ZM213 168H215V169H213ZM220 168H221V170H220ZM90 170H93V171L91 173H89ZM173 171L176 172L175 169H173ZM173 171H169V173H170L169 177L170 178H173L176 175V173ZM120 173H122V172H120ZM209 178H212V179L208 180ZM115 180H113V178H112L111 181L105 182V181H101L100 179H98L97 185L102 190L105 189L106 193H108V194L114 193L115 194L118 190V186L115 185L116 184ZM73 182H74V180L69 181V182L61 181V183H57V185H60V186L63 185V186L68 187V189H73V190L81 188V185H82L81 183L74 185ZM104 182H105V184H103ZM208 183L211 184V186ZM133 186L134 187H130V189L136 190V186L135 185H133ZM213 188L219 189V192L213 193L212 192ZM119 189H122V188H119ZM36 191H38L39 193H44L45 189L43 188V186H39L37 188L32 189L31 194H35ZM83 191H84V195L81 197V200L83 199L84 203L88 204V203H90V201L92 202V200H93V202L99 203V201L101 199L100 196H96V200H95V196L93 193L89 194L88 191L86 190V188H84ZM90 196H92L91 200H90ZM50 199H52V198H49L48 200H50ZM127 199H130V198L128 197ZM81 200H79L80 205L83 203ZM75 203L76 202H74V200H66V201L61 200V201H59L60 205L63 204L67 207L73 206V205H75ZM121 204H125V202H121ZM83 205L84 204H82V208H83ZM103 205L106 208L111 207V205H109V203L103 204ZM186 205L188 206L189 204L186 203ZM136 207H137V209L142 210L143 212L148 211L146 206L143 207L142 205L139 204ZM115 208H116V206H114L112 208V210H114ZM210 208H211L210 211H219V210H221L222 207L219 205L218 206L209 205V206L203 207L202 211L203 212L208 211ZM57 216H58V212H56V214H54V217H57ZM119 221H121V219H115L111 223H107V225H108V227H111L112 225H115V223H118ZM153 221H155V220L153 219L152 222ZM143 222L144 221L139 222L136 219L130 220V223L133 224L136 229L141 230V231H142L143 225H144ZM147 223H150V221L147 220ZM54 226H53V229H54ZM147 226L148 225L145 224V227H147ZM163 232H165V231H163ZM212 245H214V243L212 241L207 244V246H212Z\"/></svg>",
	"mask_w": 264,
	"mask_h": 264
}]
</instances>
